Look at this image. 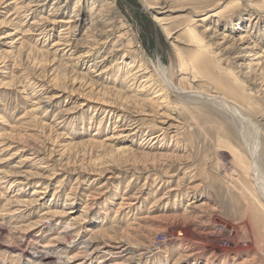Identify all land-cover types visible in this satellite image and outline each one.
Here are the masks:
<instances>
[{
  "label": "rangeland",
  "instance_id": "rangeland-1",
  "mask_svg": "<svg viewBox=\"0 0 264 264\" xmlns=\"http://www.w3.org/2000/svg\"><path fill=\"white\" fill-rule=\"evenodd\" d=\"M28 2L0 0V264H31L24 250L76 264L89 238L103 253L83 264H264V203L236 160L258 141L264 175V0ZM161 65L171 87L231 99L245 119L160 90ZM65 198L67 256L43 248ZM225 227L239 242L223 250Z\"/></svg>",
  "mask_w": 264,
  "mask_h": 264
},
{
  "label": "bare ground",
  "instance_id": "bare-ground-1",
  "mask_svg": "<svg viewBox=\"0 0 264 264\" xmlns=\"http://www.w3.org/2000/svg\"><path fill=\"white\" fill-rule=\"evenodd\" d=\"M41 0H32V2H36L35 4H29L30 2H28V4L25 6V8L27 9V10H30L31 9V7L32 6H34V5H41L40 2ZM31 2V3H32ZM110 5V2L109 3H105L104 4V7L102 8L103 10L105 9V7H107V5ZM160 4H163V3H160ZM159 5V4H158ZM164 5V4H163ZM156 6L157 5H154L152 8H156ZM58 7H59V5H58ZM162 7V6H161ZM163 8V7H162ZM103 10H100L97 14H100V18L98 19V22L100 23V24H103V25H105L106 27H107V25H108V23H107V17H108V14L107 13H104L103 12ZM57 14V12L55 11V9H54V11H52V13L51 14H48V15H54V14ZM210 15H213L212 13L211 14H209V13H204L203 14V16H201V17H198V19H193L192 21H191V23H189V24H187V30H188V33L191 35V38H190V40L192 41V42H194V43H202V39H199L198 38V34H196V33H198V32H196L195 31V26H197V21H202V20H204V19H206L207 17H209ZM57 17H53V18H51L49 21V23H56V21H57V19H56ZM109 19V18H108ZM154 19H156L155 18V16H154ZM70 20H66V22L65 23H68ZM63 26H65V25H63ZM61 27L60 29L61 30H66V29H68V27L66 26L65 28L64 27ZM111 26V25H110ZM112 30V28H109V29H107V30H104L105 31V33H106V35L107 34H109V32ZM207 30V29H206ZM213 32V31H212ZM100 34H101V32H100ZM105 35V34H104ZM214 35V34H213ZM212 35V36H213ZM212 36H210V37H212ZM107 37H108V35L105 37V39H107ZM105 39H103V40H105ZM225 39V35H223V36H221V40H224ZM228 39V38H227ZM241 39V38H240ZM240 39H239V42H240ZM243 41V40H242ZM242 41H241V43H242ZM105 41H101V42H99V43H97V45H99V44H102V43H104ZM66 43V42H65ZM219 43V42H218ZM249 44V43H248ZM66 46H68V44H65ZM253 47H255L254 45H252V47L250 48V49H253ZM96 48V46H94V47H90V48H88V50H86L84 53H85V55H87V54H89V52H90V50L91 49H95ZM200 48V47H199ZM239 48V47H238ZM239 49H241V48H239ZM248 51V50H247ZM246 51V52H247ZM249 52H251V51H249ZM246 57H248L249 56V54H244ZM99 62V60H97V63ZM188 63H190V62H188ZM185 64V63H184ZM143 65V64H142ZM249 65H251V64H249ZM249 65H248V67H249ZM184 66V65H183ZM183 66H181L180 67V72L181 73H184V74H186V73H188L187 71L189 70V68L188 67H186V65H185V67H183ZM189 66H191V65H189ZM160 67V69H159V79H161V88H160V90H165L166 88H164V86H166V87H168L167 89L169 90V88H171L169 91H170V93L171 92H175L177 95H178V97H180V98H182L183 99V97L184 96H186L187 97V99H189L190 100V98L191 97H194V99L195 98H198V99H200V100H203V101H207V102H211V103H213V102H217V103H220V104H222V106L223 107H226L228 110H231V111H234L235 113H237L238 114V116L240 115V117H242L243 119H245V117L243 116V114L241 113V111H240V109H239V107L238 106H236L232 101H230V100H228V98H224V97H219V96H216V95H214V94H209V93H204V92H200V91H194V90H190V91H186V90H183V89H181V88H174V87H171V85H170V81H169V79L166 77V71H165V69H164V66H159ZM192 67V66H191ZM248 67H246V68H248ZM251 67V69L249 68V70L251 71L252 70V65L250 66ZM194 68V67H193ZM192 68V69H193ZM191 69V70H192ZM257 69V68H256ZM255 69V70H256ZM253 70H254V68H253ZM252 70V71H253ZM254 70V71H255ZM106 70H103L102 71V73H104ZM136 71H138V70H136ZM190 71V70H189ZM251 73V72H250ZM152 75V74H151ZM158 79V80H159ZM149 82L150 81H154V79H152L151 77L149 78V80H148ZM159 84V83H158ZM147 86V85H146ZM143 87V86H142ZM165 93H166V90H165ZM165 93H163L164 94V96H166V94ZM156 95H158V94H156ZM161 95V94H160ZM167 97V96H166ZM169 97V96H168ZM185 98V97H184ZM166 99V98H165ZM186 99V100H187ZM194 99H192V100H194ZM186 100H184V101H186ZM189 100H187V101H189ZM186 101V102H187ZM189 103V102H188ZM243 123V122H242ZM245 133H246V131H245ZM252 133V132H251ZM250 135V134H249ZM255 140V139H254ZM256 141V140H255ZM253 143V142H252ZM247 152H248V159H249V161H248V163L246 164H244V161H243V157H238L236 160H238L239 161V164L240 165H242V166H244V167H247L248 166V168L247 169H249L250 171L252 170L253 172V175H254V177H255V179H256V191H257V193H258V196H259V198H261V200H262V202L264 203V175H263V173L261 172V170L260 169H262L261 168V148H260V144H259V142L258 141H256L255 142V144L254 145H252L249 149H247ZM0 173H1V171H0ZM2 178H5V177H2ZM1 178V179H2ZM254 179V180H255ZM11 185H13V181H12V183H10V185L9 186H11ZM36 192V191H35ZM39 193H42V192H39ZM19 195V194H18ZM17 196V195H16ZM14 197V198H12L13 200V202L15 203V205H20V204H22L23 205V203H28L29 205H34L35 203H36V201H34V200H28V201H24V200H22V199H20L19 197ZM36 200V199H35ZM74 199H72V198H65L64 199V203L62 204V206H61V208H60V211L58 212V214H54L53 216H58L59 218H61V219H63V220H67L66 221V223H65V226L63 227V229L60 231V236L58 235V237H55V238H53V241H51V242H49L48 244H46L45 246H43V248L44 247H50V246H55L57 249H59V251H60V253L59 254H62V255H65V256H67V253H68V251H69V249H68V247H69V245L70 244H73L74 242V238L76 237V236H72V235H70L69 237H68V235H67V231H68V229H69V227L70 226H72V225H74L75 223H78V217L76 216V217H73V216H71V210L70 209H72V205L74 204L73 201ZM30 201V202H29ZM261 202V203H262ZM24 206V205H23ZM13 210H15V209H13ZM12 210V211H13ZM48 215V214H47ZM49 216H52V215H49ZM47 217H45L44 219H46ZM41 220H42V218H41ZM62 220V221H63ZM47 221H48V219H47ZM41 222V221H40ZM36 224H39V222L38 223H36ZM39 226V225H38ZM116 225L115 226H111L110 228H109V230H111L112 232H116ZM71 229V228H70ZM72 229H73V227H72ZM225 229H226V232L228 233V235H227V237H225L227 240H228V244H225V246H223V247H225L223 250H226V249H230V247H231V245H232V240L233 241H235V243L237 244L239 241L237 240L239 237H238V235L236 234V233H232L231 232V230H230V228H228V227H225ZM78 233V232H77ZM223 234H225V233H223ZM72 236V237H71ZM222 239V238H221ZM91 238H89L88 240H82L80 243L82 244V246H81V248H82V250H81V252H82V255H81V257H82V260H86V259H88V258H90V257H92V255H94V254H99L100 252V254H102L103 252V249H101V248H98L97 246H95V247H92L93 245H91ZM225 242V241H224ZM36 244V242L35 243H33V241L31 242V240H29V242H28V244ZM13 244V243H12ZM233 246H235V244H233ZM10 247V246H9ZM41 247V246H40ZM37 249V248H36ZM55 249V248H54ZM124 250H127V248H124ZM80 252V253H81ZM127 252V251H126ZM27 251H22V255H24L28 260H29V262L31 263V264H56V262H55V260H53V256H52V254H42V255H40V256H32L31 254H30V256H29V253H28V255H27ZM43 253V252H42ZM79 253V254H80ZM111 253H113V252H111V251H108L107 250V254H111ZM106 253H104V255H105ZM80 257V258H81ZM69 259H76V256H70V257H68ZM102 258V257H101ZM107 259V258H106ZM99 260L100 261H102V259H100V257H99ZM84 261H79V262H77L76 264H83L84 263ZM103 263H105V261H103Z\"/></svg>",
  "mask_w": 264,
  "mask_h": 264
}]
</instances>
